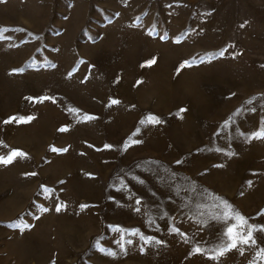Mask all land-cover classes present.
<instances>
[{
    "label": "rangeland",
    "instance_id": "374dc122",
    "mask_svg": "<svg viewBox=\"0 0 264 264\" xmlns=\"http://www.w3.org/2000/svg\"><path fill=\"white\" fill-rule=\"evenodd\" d=\"M0 29V264H264V0H0ZM230 227L255 242L218 255Z\"/></svg>",
    "mask_w": 264,
    "mask_h": 264
},
{
    "label": "snow or ice",
    "instance_id": "6c2138e0",
    "mask_svg": "<svg viewBox=\"0 0 264 264\" xmlns=\"http://www.w3.org/2000/svg\"><path fill=\"white\" fill-rule=\"evenodd\" d=\"M2 31H5L3 29H0V32ZM220 55H223V52L220 53ZM203 62V61H201ZM22 71V70H21ZM118 101H112V103H117ZM92 117H86V119H91ZM14 119V118H13ZM9 122V121H6V123ZM145 122H148V123H159L160 121L154 117H148V120L147 121H141V123H145ZM257 136H264V132H260V133H257L256 134ZM136 143H138V141H136ZM106 147H110V146H106ZM21 155H25L24 153L22 152H19V151H13L9 156L8 158H3V157H0V163H4V164H7V163H11L12 160L16 157V156H21ZM60 209L57 208V211H59ZM226 216H230V209H229V212L226 213ZM238 221H239V227H243L244 224L247 223L246 220H244L242 217H237ZM175 231H179L178 229H176ZM226 235L228 236L229 240L231 241V243L229 245H227V247L221 249L218 253V255H223L225 251H228L232 248H237L238 247V243L239 244H249V242L251 241L252 243H254L255 241L252 239V234H251V230L248 232L247 236H243L241 235L239 232H237L236 230V227H230L228 228L227 230V233ZM197 252L200 251V249H196Z\"/></svg>",
    "mask_w": 264,
    "mask_h": 264
}]
</instances>
